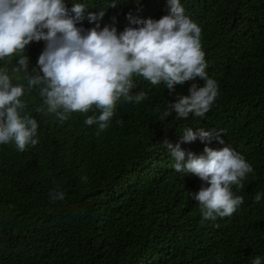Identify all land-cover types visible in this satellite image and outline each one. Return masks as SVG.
I'll use <instances>...</instances> for the list:
<instances>
[{
	"label": "trees",
	"instance_id": "trees-1",
	"mask_svg": "<svg viewBox=\"0 0 264 264\" xmlns=\"http://www.w3.org/2000/svg\"><path fill=\"white\" fill-rule=\"evenodd\" d=\"M65 2L69 9L86 5L77 25L85 30L99 23L122 32L138 26L129 13L158 20L169 12L167 0H116L114 8L113 0ZM180 2L202 29L206 71L219 89L204 117L177 119L173 112L159 119L178 96L190 94L192 83L203 86L202 79L170 93L163 83L134 76L132 94L144 91L148 98L140 104L122 98L109 128L97 135V126L85 119L99 110L72 113L61 122L46 113L38 87L29 92L26 79H15L11 69L18 57L11 64L0 60L13 83L25 86L22 100L39 125L35 147L20 152L14 142L0 144V264H251L257 256L264 264V196L254 199L264 193V0ZM101 11L102 19L88 20L89 12ZM44 48V41L26 46L29 73ZM189 127L223 130L225 144L253 167L243 189L233 186L244 202L231 216L202 218L191 193L203 182L174 171V158L162 146L166 138L180 142ZM206 143L180 146L199 156ZM54 190L65 199L52 200Z\"/></svg>",
	"mask_w": 264,
	"mask_h": 264
},
{
	"label": "clouds",
	"instance_id": "clouds-1",
	"mask_svg": "<svg viewBox=\"0 0 264 264\" xmlns=\"http://www.w3.org/2000/svg\"><path fill=\"white\" fill-rule=\"evenodd\" d=\"M168 14L160 19H140L128 14L132 25L122 32L106 25L101 29L96 23L85 30L77 25L85 19L86 5L75 3L69 9L65 0H0V60L9 64L18 57L11 71L15 79H26L27 90L39 88L47 114L64 122L72 113H88L99 110L98 116L85 119L88 126H97V135L106 131L115 115L118 102L140 104L147 93L132 94L137 85L133 77H143L152 85L163 83L170 93L177 85L200 78L203 86L195 82L189 95H180L159 119L163 122L173 112L177 119L190 114L204 117L219 94L217 82L208 76V64L201 44V27L184 14L180 0H167ZM110 7H116L113 2ZM105 11L89 12L90 22L98 21ZM44 41L37 67L29 73L30 58L26 46ZM21 73L25 75L21 77ZM42 73V75H41ZM25 86L13 83L7 68H0V144H15L20 152L39 143L38 122L27 111L22 100ZM45 112V108H35ZM122 124V121H117ZM199 139L207 142L204 154L197 156L181 148V143ZM213 141L224 145L214 149ZM175 163L174 171L191 174L202 182L199 191L191 193L199 203L203 219L215 220L233 215L244 202V197L233 192V186L244 188L243 180L253 172L244 155L225 144L223 130L194 131L186 128L181 141L173 144L167 138L162 142ZM187 156V159H186ZM87 181L86 176H82ZM264 193L254 197L259 202ZM52 200H64L63 191L50 193ZM251 264H262L257 256Z\"/></svg>",
	"mask_w": 264,
	"mask_h": 264
}]
</instances>
